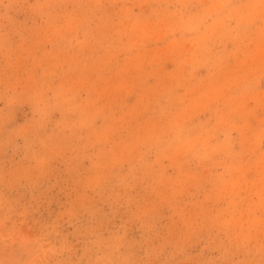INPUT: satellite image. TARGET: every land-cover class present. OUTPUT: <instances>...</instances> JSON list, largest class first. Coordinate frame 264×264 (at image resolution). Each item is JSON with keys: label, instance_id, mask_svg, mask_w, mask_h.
<instances>
[{"label": "rangeland", "instance_id": "rangeland-1", "mask_svg": "<svg viewBox=\"0 0 264 264\" xmlns=\"http://www.w3.org/2000/svg\"><path fill=\"white\" fill-rule=\"evenodd\" d=\"M0 264H264V0H0Z\"/></svg>", "mask_w": 264, "mask_h": 264}]
</instances>
